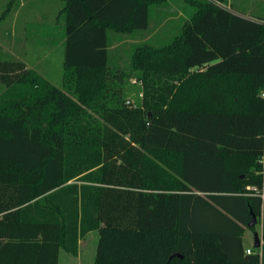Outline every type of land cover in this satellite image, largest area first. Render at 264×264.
<instances>
[{"label":"trees","instance_id":"obj_1","mask_svg":"<svg viewBox=\"0 0 264 264\" xmlns=\"http://www.w3.org/2000/svg\"><path fill=\"white\" fill-rule=\"evenodd\" d=\"M61 1L59 86L0 58V264H58L92 230L93 264H264V10L182 0L179 32L125 72L115 32L143 36L162 0Z\"/></svg>","mask_w":264,"mask_h":264},{"label":"rangeland","instance_id":"obj_2","mask_svg":"<svg viewBox=\"0 0 264 264\" xmlns=\"http://www.w3.org/2000/svg\"><path fill=\"white\" fill-rule=\"evenodd\" d=\"M7 1L0 0V58L19 57L26 62V66L37 69L59 86L64 24L56 14L62 1L25 0L24 6L18 9L14 18V12L12 8L8 9ZM234 1L238 6L246 8V15H260L264 10L263 0ZM191 13L192 7L182 0H162L160 5L151 7L150 23H156L159 27L155 28L157 41L148 42L157 45L169 42ZM115 33L124 39V43L113 47V57L126 72L129 71L127 65L132 47L144 41L145 32L143 36L126 30ZM4 87L0 83V92ZM123 87L125 98L129 101H135L142 94V82L136 76L124 79ZM255 228L258 229L257 224ZM97 237L96 230L89 231L79 241L76 256L61 249L59 264H93Z\"/></svg>","mask_w":264,"mask_h":264},{"label":"crops","instance_id":"obj_3","mask_svg":"<svg viewBox=\"0 0 264 264\" xmlns=\"http://www.w3.org/2000/svg\"><path fill=\"white\" fill-rule=\"evenodd\" d=\"M24 2H25V0H17L15 2L16 3L15 4V7L12 9L13 12H14L13 18L15 17L16 12L18 11V9L21 8L22 6H24ZM157 27H159V25H157L156 23H153V24L150 23L149 24V27H148V30H147L149 32L148 33L145 32V35L143 36V40L144 41H152V40L157 41V40H155L156 39L155 28L157 29ZM122 43H124V39L122 37L118 36V37H116L115 43L112 46V48L115 45H120ZM115 50L117 51L118 49H115ZM17 58H19V57H17ZM62 59H63V57L61 58V63H62ZM257 225H258V229L255 228V230H257L258 233H259V236H260V239H261V245H262L263 244V240H262V237H261V231H262V222H261V219H259V221L257 222ZM243 245H244L245 249H250L251 250L252 247H253V234H252V231L249 230V229H246L245 232H244V235H243ZM261 245H260L259 248H257L258 250H260ZM78 251H79V249H78ZM58 264H59V257H58Z\"/></svg>","mask_w":264,"mask_h":264},{"label":"water","instance_id":"obj_4","mask_svg":"<svg viewBox=\"0 0 264 264\" xmlns=\"http://www.w3.org/2000/svg\"><path fill=\"white\" fill-rule=\"evenodd\" d=\"M249 212H250L251 217H250V220L247 223V226L248 227H252V226L256 225L257 217H256V214L252 211L251 208H250ZM252 234H253V247L254 248H259L260 245H261V239H260L259 233H258L257 230L254 229L252 231Z\"/></svg>","mask_w":264,"mask_h":264},{"label":"built area","instance_id":"obj_5","mask_svg":"<svg viewBox=\"0 0 264 264\" xmlns=\"http://www.w3.org/2000/svg\"><path fill=\"white\" fill-rule=\"evenodd\" d=\"M260 95L262 97H264V90L261 91ZM127 102H129V100H127ZM261 162H262V165L264 167V155L261 158ZM248 187L251 188L252 190H254L255 192H257L262 199L264 198V178H263V182H262V185L260 186V188H257L256 186H248ZM246 252L249 253L250 249H246Z\"/></svg>","mask_w":264,"mask_h":264}]
</instances>
